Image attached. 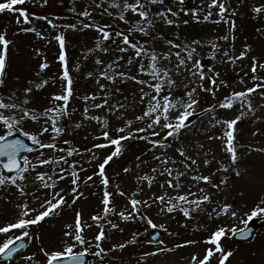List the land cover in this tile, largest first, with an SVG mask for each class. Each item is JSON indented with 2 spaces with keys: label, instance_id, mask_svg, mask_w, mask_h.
<instances>
[{
  "label": "rangeland",
  "instance_id": "obj_1",
  "mask_svg": "<svg viewBox=\"0 0 264 264\" xmlns=\"http://www.w3.org/2000/svg\"><path fill=\"white\" fill-rule=\"evenodd\" d=\"M112 0H27L23 7L29 9V14L40 13L39 17H48L52 19L57 25L56 28L49 26L45 20L32 18V23L21 25L25 28H35L41 32L43 39L36 36L34 32L18 31L19 27L16 23V14L4 12L0 14V34L6 33V38L12 41L8 49V59L6 75L4 77L5 86L0 87V98H6V94L12 89H19L17 96L23 97V89L30 84H43L44 80L48 83L41 89L33 88L29 96L31 103L27 106L35 110H43L51 106V98L55 94H62V88L66 85V81L61 80V73L63 68L57 57L59 55V43L55 40V36L62 34L65 37V52L68 63L69 74L72 78L73 96L69 101L68 110L71 113L70 118L65 117L60 121L61 126H67V131L58 140L54 141L59 147L51 151H45V157L52 159L63 155L68 160L67 164L61 162L66 169L69 165L76 161V170L79 173V192L83 193L75 203H72L73 194L71 193V177L66 176L64 180L57 181V187L44 188L39 181L34 180L38 171H46L52 175L50 166L38 167L31 171L25 184L27 195L21 197L19 192L14 187L5 186L0 189V225L8 221H14L17 218L19 209L18 204L27 202L29 206L38 211L43 209L40 207L45 199H50L54 192L61 189L62 195L65 196L67 203L61 206L56 213L50 217H46L42 222L31 227L32 237L39 236V239H30L27 248L16 255L14 259L7 264H46V257L40 251L41 246L48 252L54 250L62 251L70 240L64 237V232L68 229L66 225H75V216L77 212L81 214V220L84 223L83 235L90 243L85 246L77 245L74 249L79 252L83 247L89 249L91 261L89 264H190L191 256L195 253L202 255L208 247L203 241L220 225L237 228L243 227L242 220L247 217L244 215L249 212L254 203L259 199L264 198V153L252 152L247 153V147L239 148L238 155L242 157L240 166H248V173L237 178L234 173H223L216 171L219 167L220 161L228 162V155L224 152L223 141L209 140V135H222L223 129L221 127L210 128V115H198L191 118L194 126L189 129L182 130L180 140L185 142L188 147L187 155L198 159V172L194 173L187 170L183 163V157L175 151L178 143H173L171 148L167 149V154L174 157L178 163L176 165L169 164L168 167L174 168V175L177 171H187V175L180 178L183 187L178 191L180 194L188 191H197L195 182L190 179L192 175L203 174L212 176L213 183H219L226 175L229 176L227 187L222 186L221 191L212 188L211 185L200 182L199 186L204 187L212 196V203L206 204L204 207L207 211L193 212L192 218L187 219L179 211L173 213H164L159 210L161 205L159 202L151 204L141 203L136 208L139 212H133L132 206L129 203L131 194L137 191L138 184L136 181L137 175L156 176L151 187L148 186L147 181L142 182L139 187L142 188L134 198L140 201L149 200L153 194L162 195L165 192L169 196L177 194V190L168 188L165 185L161 188V184L171 177L157 176L152 173L151 169L158 167L159 162L152 159L153 155H159L160 151H148L151 145L145 141L137 139H129L126 142L122 141L123 152L121 156L114 157L112 161L106 165V175L110 178L109 191L113 193L110 197V208L113 212L107 217L112 223L117 225L113 229L106 221H101L104 224L106 238L102 241V247L106 250L100 257L94 255L97 251L95 247V236L100 229L96 226V221L92 219L93 215H103L104 205L102 204L104 186L100 183L98 176H94L92 181H87V177L93 172L98 171L97 165L102 162V159L92 160L91 154L81 152L79 155L67 157L66 150L69 147L75 146L83 150L91 148L93 144L104 143L103 139H96L101 132V124L94 120H87L83 116V109L85 101L82 99L85 95L96 94L95 101L87 102L89 106L92 103H101L102 98L107 94L110 105H115L117 101L123 103L125 108L118 111L109 112L108 107L104 108H90V115L107 118L112 137L117 136L115 129L124 126L128 119H133L132 128L145 127L144 122L134 120L136 115H140L145 108L147 101L142 104L139 100L138 89L141 85L132 80L121 82L117 80L116 83H111L102 78L97 83L98 74L103 68L116 60L117 56H124V59L118 62V66H114L117 71H128L126 61L129 56L134 53L129 50L128 53H119L116 50V45L112 41L105 42V47L109 48L107 53L99 50L89 51L95 48V42L99 34L94 29L81 30L80 21L85 23L96 22L101 25L111 24L113 27L127 31L129 25L118 20L116 7H110ZM135 2V0H129ZM210 0H184L183 4L179 0H164L163 4H156L150 6V11L155 15L160 10L171 8L172 11L177 12L176 17H172L169 13V18L174 19L176 23L167 25L163 21L156 18L157 22L152 29V35L156 37L153 41L151 36H143L135 33L130 36L134 42L139 40L141 42L148 41L149 45H154L157 52L168 51L170 46L167 40H173L177 44L190 43L194 40H199L202 43L194 45L197 49L194 59H199L200 63L204 65V71L208 72V66L213 67L214 72L219 73L217 82L225 81L226 85H220L216 91V96L208 92H199V106L197 112L201 109L207 108L210 104H217L224 99V97L231 94L233 91H241L248 87H253L251 80V66L253 57L259 63H264V31H257V29H264V12L254 13L253 8L258 5H264V0H227V7L229 13L226 16L230 17L229 23H215L219 19L217 15L219 9L213 8V16L209 21H204L203 16L208 10V3ZM97 4H102V7H97ZM107 8L109 15L104 12ZM183 9H198L200 20L193 18L191 13L185 14ZM88 10L91 12V17H82L80 12ZM235 13L232 15V13ZM126 18L135 22L139 19L138 15L128 12L125 13ZM188 23L185 24L184 21ZM231 21L235 22L233 29ZM70 24H77L78 28L73 30L66 27ZM227 35L229 39L225 41L222 39ZM235 37L233 40L232 37ZM113 39H116L113 37ZM211 43H216L218 49L216 50L215 58H212L213 49ZM248 45L247 56L243 59L237 60L235 63L227 60L223 55L224 51H228L230 56H238L241 51L245 50V45ZM123 46V45H120ZM39 50V52H37ZM174 53L178 49H171ZM182 55L184 53L182 52ZM99 58L104 62L103 65H97L96 59ZM47 62L48 68L42 73L39 70L41 63ZM172 62H176V57H172ZM164 63H168L164 61ZM191 67V65H190ZM93 72V76L89 77L87 74ZM39 73V75H38ZM248 73V76H245ZM133 75L138 73L133 66ZM258 76L264 77V69L258 68ZM17 77L19 79H17ZM142 79H150L147 76H141ZM241 78L245 83H240ZM177 80L181 77H176ZM191 77H189V80ZM186 83L188 81H185ZM259 82V81H257ZM205 86H211L208 80L204 81ZM99 84H105L107 87L102 91ZM190 87H196L193 81ZM119 88L120 92L115 89ZM145 91H149L145 87ZM183 88L175 91L174 96L181 95ZM264 89H257L255 93L250 94L252 106L255 109L254 114H249L237 122L236 127V142L238 145H252L253 147H264ZM166 94V92H165ZM62 103V102H60ZM241 111L239 103L235 104L232 109H217L218 118L234 119ZM259 118V119H258ZM80 123V128H75V124ZM29 130H32V124L29 122L25 125ZM259 130V131H258ZM253 133H257L253 135ZM50 135V134H49ZM137 135H144L138 133ZM68 143L65 144L64 141ZM48 142V141H46ZM200 144L204 147L201 149ZM112 147L106 149L95 150L98 157L103 158L110 154ZM207 152V156L204 153ZM146 153V154H145ZM197 153L199 156L197 157ZM37 152L28 154L32 163L37 162ZM141 156L146 163L140 165V168L135 167L137 161L136 157ZM209 159L211 164L205 166L204 160ZM191 164V161H187ZM128 167L131 169L125 173L123 169ZM192 167H196L193 165ZM162 170V168H161ZM71 171V169H69ZM58 173V169H57ZM14 176V175H13ZM0 177H2L0 175ZM56 176L53 175V180ZM175 182V181H174ZM24 184L25 182H20ZM51 183V181H49ZM117 185L123 190L126 195L120 196L117 194ZM189 185H192L191 189ZM191 199V197H190ZM224 202L233 204L239 209V215L233 219L231 216H221L218 219H209L208 213L216 203L221 205ZM123 211L125 214L132 213L133 219L123 220L119 213ZM38 214L32 213V215ZM214 215V214H213ZM148 219L156 225H163V228L156 227L162 233L161 240L155 244L135 243L136 236H143L147 234L153 227L148 224ZM87 225H91L90 227ZM19 234V233H15ZM231 235L223 239L225 250L233 251V256L230 257L227 264H264V228L258 230L254 239L249 244H235L231 240ZM6 237L0 234V243ZM185 240L198 241L196 244L187 245L185 247L176 249L174 245L182 243ZM163 241V243H160ZM124 243L126 246L123 249L116 248L113 250V245ZM159 248H173L171 252L162 251L157 252ZM156 253L152 255V253ZM33 259L26 260L25 257L33 255ZM148 254V255H145ZM211 264H217L216 259H213Z\"/></svg>",
  "mask_w": 264,
  "mask_h": 264
},
{
  "label": "snow or ice",
  "instance_id": "obj_2",
  "mask_svg": "<svg viewBox=\"0 0 264 264\" xmlns=\"http://www.w3.org/2000/svg\"><path fill=\"white\" fill-rule=\"evenodd\" d=\"M27 0H0V14L4 12H9L16 14L17 25H27L32 23L30 19V14L27 9L23 7H17L18 5H23ZM183 4L184 0H179ZM47 3V0H44ZM164 0H135V2H129V0H112L110 7H116L118 12L115 14L116 18L129 27L127 31L121 30L119 28L113 27L111 24L101 25L96 22L85 23L80 21L81 30L83 29H94L98 34V38L95 42V48L89 49V51L99 50L101 52L107 53L109 51L108 47H105V42L111 40L113 45H116V50L119 53H128L131 50L134 55L128 57L126 64L128 65V71H117L114 66H118V62L124 59V56H117L116 60L112 63L106 65L103 70L98 74L97 83L99 79L102 78L111 83H116L117 80L121 82L126 80H132L135 83L141 85L138 89L140 103L147 101L144 110L140 115L134 117L135 121L144 122L145 127L132 128L133 119H128L124 126L115 129L118 134L115 137L110 135L108 130V120L107 118L100 116L90 115V108H104L108 107L109 112L118 111L121 108H125L123 103L117 101L115 105H110L107 94L102 98L101 103H92L90 106L87 102L95 101L97 99L96 94L85 95L82 99L85 101V106L83 109V116L87 120H94L101 124V132L96 139H103L104 143L93 144L91 148L79 149L78 147L72 146L66 150L67 157H72L73 155H79L81 152H86L91 154L92 160L102 159V162L98 163V171L93 172L92 175L88 176L87 181H92L94 176H98L100 183L104 186L102 204L103 215H93L92 219L96 221V226L99 227L100 231L95 236V247L97 251L94 253L95 256L100 257L105 253V249L102 247V241L106 238V233L104 230V224L101 221H106L113 229L117 228L115 223L111 220H107L113 209L109 207L111 204L110 197L113 195L109 191L110 178L106 175V165L113 160L114 157L121 156L123 152L122 141L126 142L129 139H137L145 141L147 144L151 145L148 151H160L159 155L154 154L152 159L159 162L158 167L152 168V173H156L157 176H167L171 179H167L160 186L164 188L167 185L168 188L177 190V194L174 196H169L167 192L162 195L153 194L149 200L140 201L134 197L142 191L139 185L147 181L148 186L151 187L156 176L150 175H137L136 181L138 184L137 191L131 194L129 203L132 206L133 212L136 207L141 203L151 206V204L159 202L161 207L159 210L164 213L181 212L183 216L187 219L192 218L193 212L207 211L204 207L206 204L212 203V196L206 191L204 187H200V182L211 185L212 188L217 189V191L222 190V186L227 187L229 176H225L220 180L219 183H213L212 176L195 174L190 177L192 181L195 182L197 191H188L186 193L180 194L179 189L183 187L180 182V178L187 175V171H177L174 175V168L168 167L169 164L176 165L178 161L174 157H170L167 154V149L173 146V143H178L179 146L176 147L175 151L179 153L180 157H183V163L187 170L194 173L198 172V159L188 156V147H186L185 142L180 140L182 135V130L189 129L194 126V122L191 118L197 117L198 115H210L209 127L216 128L221 127L223 129L222 135H209V140H221L223 141V151L226 152L229 159L225 163L220 161V167L216 171L223 173H234L237 178L242 177L248 173V166L244 165L243 168L240 166V161L242 157L238 155V147H247L246 155L252 152L264 153V147H253L252 145H238L236 142V125L237 122L249 114H254L255 109L252 106L250 99V94L256 92L257 89H264V77L258 76V68L264 69V63H259L255 57H253V63L251 66V80L254 82L253 87H248L241 91H233L230 95L224 97L222 101L217 104H210L207 108L201 109L197 112L199 106V92H208L213 98L216 96V91L219 89L220 85H226L225 81L217 82L219 77L218 72L213 71L212 66H208V72L204 71V65H202L199 59H194L196 54V47L194 45L201 44L199 40L191 41L190 43L177 44L173 40H167V44L170 46L168 51L157 52L154 45H149L148 41L141 42L136 40L135 42L130 39L135 33H139L143 36H151L152 40L156 39L152 35V29L155 27L157 22L156 18L163 21L167 25H173L176 23L174 19L169 18V13L172 17L178 15L177 12L172 11L171 8L166 10H160L155 15L150 11L151 5L163 4ZM97 7H102V4H97ZM208 10L203 16L204 21H209L212 16L213 8H218L219 11L217 15L219 19L214 21L215 23L230 22V17L226 16L229 13L227 7V0H210L208 3ZM185 14L191 13L194 19L200 20V15L198 9H183ZM254 13L264 12V5H258L253 8ZM104 12L112 15L105 8ZM132 12L138 15L139 19L135 22H131L126 18L125 13ZM235 13L233 12L232 15ZM82 17H91V12L84 10L79 13ZM32 18L45 20L46 23L52 28H56L57 25L52 19L48 17H36L32 14ZM185 24L188 23L187 20L184 21ZM233 29L235 28V22L231 21ZM66 27L76 30L78 28L77 24H70ZM18 31L22 32H34L36 36L44 38L42 33L37 31L35 28H25L21 27ZM257 31H264V29H257ZM115 37L116 39H113ZM225 41L229 39L227 35L222 37ZM234 40L235 37L233 36ZM55 40L59 43V55L57 57L58 61L61 63L63 71L61 73V80L66 81V85L62 88V94H55L51 98V106L43 110H35L29 108L27 105L31 103L29 96L33 91V88L39 90L44 85L48 83L47 80L41 83L30 84L23 89V97L17 96L16 93L19 89H12L6 94V98H0V157L6 158L2 167L7 169L9 173L15 171L14 176L0 177V189L5 186L14 187L18 190L21 197H25L27 192L25 190V184L27 182L28 176L31 171L36 170L38 167L50 166L52 169V175H49L46 171H38L34 180L39 181L44 188L55 189L57 187V181L64 180L66 176L71 177V193L73 194L72 203H75L83 193L79 192V173L76 170L77 162L73 161L69 168L66 169L62 166L61 162L64 164L68 163L65 156L61 155L58 158L53 157L48 159L45 157V151H51L56 149L57 145L54 141L58 140L67 131V126H61L60 121L65 117L70 118L71 113L68 110L69 101L73 96L72 89V78L69 74L68 63L65 52V37L62 34L55 36ZM12 43L6 38V33L0 34V87L5 86L4 77L6 75L7 59H8V49L9 45ZM211 48L213 49L212 58H215L216 50L218 45L216 43H211ZM123 45V46H120ZM249 46L245 45V50L241 51L238 56H230L228 51H224L223 55L227 57L228 61L235 63L237 60L243 59L247 56V50ZM171 49H178L174 53ZM39 52V50H37ZM182 52L184 55H182ZM176 57V62H172V57ZM167 61L168 63H164ZM95 63L97 65H103L104 62L99 58L96 59ZM191 65V67H190ZM48 63L44 62L39 65V70L42 73L48 68ZM133 66H135V71L137 75H133ZM39 75V73H38ZM89 77L93 76V72L87 74ZM141 76L150 77V79H142ZM248 76V73H245ZM176 77H181L177 80ZM189 77L191 79L189 80ZM17 79H19L17 77ZM208 80L211 86H205L204 81ZM185 81H188L187 83ZM196 83V87H190L192 82ZM259 81V82H257ZM240 83H245V80L241 78ZM100 89L103 91L107 85L99 84ZM145 87L149 91H145ZM183 88V93L178 96H174L173 93L179 89ZM116 92H120V89H115ZM166 92V94H165ZM264 94V93H262ZM62 102V103H60ZM239 103L241 111L234 119L228 118H218L217 109H232L235 104ZM259 119V118H258ZM29 122L32 124V130H29L25 125ZM82 125L80 123L75 124V128H80ZM259 131V130H258ZM138 133H144V135H137ZM18 134V138L7 139L9 136ZM50 134V135H49ZM257 133H253L256 135ZM19 137L27 138L31 142V146L25 142L24 139ZM48 141V142H46ZM65 144L68 143L67 140L64 141ZM112 147L113 150L107 156L103 158L96 155L95 150L106 149ZM199 147L203 149L204 145L200 144ZM38 153L37 162L32 163L28 155L20 157V153L26 152L31 154L33 151ZM146 154V153H145ZM207 156V152L204 153ZM199 153H197V157ZM23 162V167L21 164ZM191 161L188 164L187 161ZM137 169L140 165L146 163L141 156L136 157ZM205 166H209L211 161L209 159L204 160ZM195 165L196 167H192ZM162 168V170H161ZM58 169V173H57ZM71 169V171H69ZM125 173L131 171L128 167L123 169ZM53 175L56 179L53 180ZM51 181V183H49ZM175 181V182H174ZM20 182H25L24 184ZM117 187V194L120 196H125L126 193L120 189L119 185ZM192 185H189L191 189ZM63 190L54 192L50 199H45L44 203L40 205L43 209L38 211L29 206L27 202L23 204H18L19 209L17 218L14 221H8L3 225H0V234L4 235L6 239L0 243V257L3 258L0 264H7L14 258V255H19L20 251L25 249L28 245L24 243L25 238L39 239V236L32 237L31 227L42 222L46 217H50L56 213L57 210L61 208L62 205L67 203L65 196L61 194ZM191 197V199H190ZM38 214L32 215V213ZM214 214V215H213ZM239 215V209L235 208L233 204L224 202L222 205L216 203L212 208L211 212L208 213L209 219H218L221 216H231L235 219ZM247 218L242 220L243 227L237 228L235 225L228 227L226 225H220L215 230L211 231L210 234L204 239V243L208 245L202 255L193 254L191 256L190 264H211L213 259H216L217 264H227L230 257L233 256V251L225 250V245L223 244V239L229 234L236 235L239 234L242 238H247L250 234L251 229L249 227V221L253 218H264V198L256 201L249 212L244 214ZM121 219L127 221L133 219L132 213L125 214L121 211L119 213ZM148 224L153 228L160 227L163 225H156L151 219H148ZM91 226V225H87ZM84 223L81 220L80 212L76 213L75 225H66L67 231L64 232V237L71 241L67 243L62 251L54 250L48 252L42 246L40 251L44 253L46 257V264H87L86 256L89 254V249L83 247L82 251H75L77 245L85 246L90 243L87 241L83 235ZM15 233H19L18 235ZM160 243H163L161 241ZM198 241L185 240L182 243H177L174 248L179 249L187 245L196 244ZM126 245L124 243L113 245V250L116 248L123 249ZM173 248H159L157 252L168 251L171 252ZM156 253H152L155 255ZM148 255V254H145ZM33 255L25 257L26 260L33 259Z\"/></svg>",
  "mask_w": 264,
  "mask_h": 264
},
{
  "label": "water",
  "instance_id": "obj_3",
  "mask_svg": "<svg viewBox=\"0 0 264 264\" xmlns=\"http://www.w3.org/2000/svg\"><path fill=\"white\" fill-rule=\"evenodd\" d=\"M15 138H18V137H8L7 139H15ZM22 139V138H21ZM25 142L27 143V141L25 140ZM26 152H22L20 153V157H22ZM6 158L4 157H0V167L2 168V171H3V174L7 175V176H10L12 174L15 173V171L9 173L7 169H4L2 167L3 163L5 162ZM22 164V162H21ZM264 225V218L262 219H253L249 222V227L251 229V232L250 234L247 236V238H242L239 234H236V235H233V238L236 242H248L251 240V237H252V234L255 232V230L261 226ZM161 237V234L158 233L156 230H153L148 236L144 237V238H139L137 237L136 238V242H139V241H146V242H157ZM24 243L28 244V241L25 240ZM24 250V249H23ZM21 250V251H23ZM20 251V252H21ZM0 260H3L2 257H0ZM90 260V257L89 256H86V261L88 263V261Z\"/></svg>",
  "mask_w": 264,
  "mask_h": 264
}]
</instances>
